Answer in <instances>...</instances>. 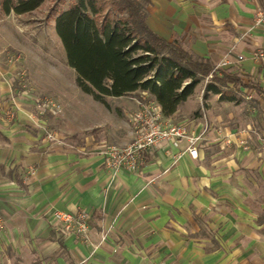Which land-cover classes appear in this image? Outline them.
I'll list each match as a JSON object with an SVG mask.
<instances>
[{
  "label": "crops",
  "instance_id": "0c3cea01",
  "mask_svg": "<svg viewBox=\"0 0 264 264\" xmlns=\"http://www.w3.org/2000/svg\"><path fill=\"white\" fill-rule=\"evenodd\" d=\"M148 1V28L208 60L212 69L225 55L231 54L234 60L264 50V25L254 24L256 12L264 9V0ZM3 33L9 35H0V218L4 224L0 230V264H148L142 249L153 248H158V258L167 259L169 264H264V236L241 235L229 221L208 250L201 243L207 239L190 238L185 233L184 226L196 219L194 209H208L210 196L203 188L221 183L202 162L203 147L216 138L215 132L201 135L196 160L186 153L175 160L185 148L182 141L178 148L152 151L137 174L106 169L100 150L108 142L93 140L76 148H65L59 141L50 144L44 130L35 127L46 120L34 117L32 102L19 100L14 109L8 100L15 69L6 62V55L11 53L7 50L20 51V45L6 26ZM217 74L239 78L249 87L239 86L234 91L250 90L260 106L264 105V63L244 58ZM196 92L195 88L167 118L183 124L190 133L200 134L201 122L195 125L187 117L177 116L195 108ZM83 96L86 105L78 109L79 115L64 113V119L57 122L64 133L98 127L95 111L102 112L104 106L89 95ZM213 96L222 102L238 101ZM11 108L13 120L5 124L1 115ZM127 133L126 140L117 145L131 140L129 129ZM159 169H168L158 182L160 186L145 187L146 178ZM79 210L90 213V244L61 235L51 225L55 211ZM102 232L107 234L99 243Z\"/></svg>",
  "mask_w": 264,
  "mask_h": 264
},
{
  "label": "rangeland",
  "instance_id": "374dc122",
  "mask_svg": "<svg viewBox=\"0 0 264 264\" xmlns=\"http://www.w3.org/2000/svg\"><path fill=\"white\" fill-rule=\"evenodd\" d=\"M73 1L44 0L32 12L20 16L6 17L0 13V35H9L3 33L6 26L20 45V51L7 50L11 53L6 55V62L15 69L10 79L8 100L14 109L19 100L32 102L34 117L43 116L46 120L44 125L35 127L44 133L55 134V140H48L50 144L59 141L65 148H76L95 140L117 145L128 136L127 118L135 108V100L144 96L142 92L106 98L108 106L102 104L104 110L95 111L99 125L94 129L67 134L58 128L57 122L64 119V113L77 116L78 109L86 105L83 95H87L74 83L75 73L66 64L64 50L54 30L55 16L51 12L52 8L56 12L64 10ZM243 36L238 35V38ZM205 82L206 77L196 86L195 108L189 114L179 112L177 116H185L195 125L201 122V135L211 132L217 135L210 144L204 145L202 162L210 174L220 177L221 183L214 188H203L210 196L208 209L203 212V209L195 208V221L184 226L188 237L211 241H199L204 244V250H208L213 247L215 237L220 239L222 232L219 231L225 230L228 221L241 235L245 232L264 236V105L260 106L256 94L250 90L236 91V103L222 102L213 98V94L204 99ZM37 99H51L61 110L39 115L35 108ZM12 108L1 115L5 124L13 120ZM167 173L168 169L157 170L146 178L145 187L151 188L153 184L159 187L158 182ZM197 227L200 230L196 232ZM142 252L148 264H169L167 259L158 258V248L142 249Z\"/></svg>",
  "mask_w": 264,
  "mask_h": 264
},
{
  "label": "trees",
  "instance_id": "16d2710c",
  "mask_svg": "<svg viewBox=\"0 0 264 264\" xmlns=\"http://www.w3.org/2000/svg\"><path fill=\"white\" fill-rule=\"evenodd\" d=\"M43 1L0 0V13H30ZM148 4V0H74L66 9L51 12L80 91L105 107L108 97L145 92L169 117L193 94L212 64L175 40L153 33L145 22ZM239 86L249 87L233 75L213 73L203 86L202 98L215 94L232 101Z\"/></svg>",
  "mask_w": 264,
  "mask_h": 264
},
{
  "label": "built area",
  "instance_id": "2783aa9c",
  "mask_svg": "<svg viewBox=\"0 0 264 264\" xmlns=\"http://www.w3.org/2000/svg\"><path fill=\"white\" fill-rule=\"evenodd\" d=\"M254 24L264 25V9L256 12ZM247 58L254 62L264 63V50H255ZM243 59V56H237L232 60L229 55H226L209 71L206 80L213 73H217L218 70ZM142 94L144 96L139 100H135V108L127 118L131 140L122 146L106 144L100 150L106 169L113 173L126 171L137 174L140 166L146 162L152 151L168 146L178 148L182 141L186 143L185 148L175 155V160L183 153H186L190 159L196 160L197 145L201 140V133H190L183 124L171 123L163 115L160 106L147 97L145 92H142ZM35 102V108L39 115L44 112L58 113L61 110L60 105L51 99H37ZM45 138L47 140L56 139L55 134L51 133H45ZM89 220L90 213L85 210H79L75 213L55 211L51 225L61 235L73 236L83 244H90ZM2 227L3 221L0 218V229ZM107 232L100 234L99 243L105 240ZM97 245H94V247Z\"/></svg>",
  "mask_w": 264,
  "mask_h": 264
}]
</instances>
